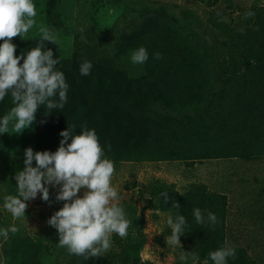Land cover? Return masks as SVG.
<instances>
[{
    "label": "rangeland",
    "instance_id": "1",
    "mask_svg": "<svg viewBox=\"0 0 264 264\" xmlns=\"http://www.w3.org/2000/svg\"><path fill=\"white\" fill-rule=\"evenodd\" d=\"M33 3L35 24L22 38H13L15 45L27 39L42 41L39 29L45 27L57 37L58 44L53 45L60 58L88 60L107 70L126 71L130 78L136 79L145 74V68L131 62L134 50L129 44L145 23L167 17L182 36L191 38L199 48L211 84L216 87L221 86L229 67H233L229 65L232 60L229 47L234 37H241L248 26L245 12L255 13L264 6V0H33ZM237 58L241 65L252 60L250 55H237ZM12 106L10 102L8 113ZM157 107L163 113H170L162 105ZM14 123H9L10 133L0 134V230L15 226L18 231L15 234L9 231L7 240L0 236V264L9 260L7 250L14 238L25 236L43 244L45 264H144L146 261L193 264L190 257L186 262L180 260L185 251L198 256L195 264L205 261L213 264L197 249V235L192 230L186 229L180 237L183 248H172L165 243V236L171 235L167 217L175 218L171 210L162 208L165 193L185 195L196 185L227 196V245L246 247L258 264H264V155L250 160L239 157L197 161L110 160L115 168L111 183L130 222L128 235L121 238L112 234L107 254L85 260L60 247L57 230L47 223L63 204L55 201L57 189H49L51 204L42 201L39 194L28 201L24 217L14 218L4 209V198L18 195L15 174L23 163L24 150L28 147L36 150L37 116L20 134L12 132ZM140 233L144 236L141 250L126 258L129 243L140 238Z\"/></svg>",
    "mask_w": 264,
    "mask_h": 264
},
{
    "label": "trees",
    "instance_id": "2",
    "mask_svg": "<svg viewBox=\"0 0 264 264\" xmlns=\"http://www.w3.org/2000/svg\"><path fill=\"white\" fill-rule=\"evenodd\" d=\"M247 22L242 36L234 37L229 47V65L233 67L219 87L211 84L199 48L167 17L145 23L132 38L130 48L143 46L148 53L143 63L145 74L136 79L126 71L107 70L93 62L90 74L82 76L79 69L85 60L60 58L53 43L18 41L17 56L38 46L42 51L51 48L59 61L55 70L64 74L68 84L62 110L47 113L40 106L35 114V151L54 152L62 139L59 133L75 125L74 134L94 130L103 150L102 159L115 162L230 157L250 160L264 155V6ZM156 52L162 59H154ZM237 55H250L252 60L241 65ZM10 102V93L0 101V119L8 113ZM158 105L170 113L161 112ZM23 167L20 163L18 172ZM194 188L185 195L166 192L162 208L171 210L174 216H185L186 229L197 235V249L211 261L208 254L227 245L228 198L201 185ZM173 201L180 209L171 208ZM196 208L205 220L208 212L214 213L217 223L197 225L193 215ZM143 242L140 233V238L129 243L125 257L139 253ZM42 245L29 236L15 237L8 247L6 264H45ZM230 247L235 249L236 258H229L228 264H258L246 247Z\"/></svg>",
    "mask_w": 264,
    "mask_h": 264
},
{
    "label": "clouds",
    "instance_id": "3",
    "mask_svg": "<svg viewBox=\"0 0 264 264\" xmlns=\"http://www.w3.org/2000/svg\"><path fill=\"white\" fill-rule=\"evenodd\" d=\"M254 15L253 11H247L244 17L249 19ZM35 16L33 0H0V40L3 41L0 44V101L10 93L13 105L0 119V134L10 133V121H15L12 132L20 134L33 124L40 106L50 113L54 109L62 110L67 100L68 84L64 74L55 70L59 61L54 59L51 48L42 51L38 46L15 55L13 38L27 34L35 24ZM39 31L43 42L58 44L57 37L48 28L41 27ZM130 59L133 64L145 63L147 50L139 47L131 53ZM154 59H162L161 53H154ZM91 68V62L85 60L80 65V74L89 75ZM74 129L75 125L68 126L59 133L62 139L54 152L34 151L31 147L24 150V167L15 174L18 195L6 196L3 207L18 219L26 216L27 202L36 199L38 194L42 201L51 204L49 189H57L55 201L63 204L47 223L57 230L60 247L88 260L109 252L112 234L126 238L130 222L119 206L117 189L111 183L114 164L107 158L102 159L103 150L95 131L74 134ZM171 208L178 210L180 205L173 201ZM193 215L197 225L217 223L214 213L208 212L205 220L201 210L196 208ZM166 222L171 229V235L165 236L166 245L183 248L180 237L188 231L185 216L169 215ZM9 231L15 234L18 228L0 230V236L7 240ZM208 255L213 264H228L229 258H236V251L225 245ZM189 257L193 264L198 260L195 253L186 251L180 260L186 262Z\"/></svg>",
    "mask_w": 264,
    "mask_h": 264
}]
</instances>
